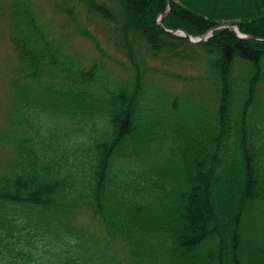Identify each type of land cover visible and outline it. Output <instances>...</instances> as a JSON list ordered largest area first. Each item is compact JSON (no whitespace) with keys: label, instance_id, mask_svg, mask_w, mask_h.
Returning <instances> with one entry per match:
<instances>
[{"label":"trees","instance_id":"obj_1","mask_svg":"<svg viewBox=\"0 0 264 264\" xmlns=\"http://www.w3.org/2000/svg\"><path fill=\"white\" fill-rule=\"evenodd\" d=\"M211 1H172L163 26L200 36L232 18ZM240 1L259 38L193 43L158 26L166 0H57L60 26L97 47L87 65L30 0L6 1L20 67L0 264H264V3Z\"/></svg>","mask_w":264,"mask_h":264},{"label":"rangeland","instance_id":"obj_2","mask_svg":"<svg viewBox=\"0 0 264 264\" xmlns=\"http://www.w3.org/2000/svg\"><path fill=\"white\" fill-rule=\"evenodd\" d=\"M7 0H0V172L4 171L6 166L12 162L13 151H12V113L14 112L13 107V94H14V86L13 81L15 79H19L18 70L19 63L17 61L15 51L12 46L11 41V27L8 23L6 16V9H3ZM32 6L35 8L36 12L39 14L41 21L46 24L47 29L53 35L60 37L59 33H65L66 36V45L68 51L74 52L79 58V60L87 65L93 59L98 57L97 47L94 42L86 37L81 36L78 32L72 30V28H68V26H60L63 24L64 15L61 13H56L54 9V5L57 0H30ZM167 1V0H166ZM170 1V9L172 5V1L174 3L179 0H169ZM261 3H264V0H261ZM210 4L212 6L216 5L209 15L214 18V20L219 19L220 17H232L231 19H225L220 23H236L239 24V21L252 19L251 16L256 15V7L249 8L245 7L242 10L238 11L243 5L246 3H241L240 0H234L231 4L224 3L220 4V1L217 0L211 1ZM209 4V5H210ZM234 4H238L234 6ZM168 9V2L165 10L161 13L163 14ZM261 9V8H260ZM259 9V10H260ZM170 12V10H169ZM168 12V13H169ZM166 14V16L168 15ZM160 14V15H161ZM160 15L156 19L157 23L160 21ZM165 16V17H166ZM165 17L162 20L165 19ZM159 26V25H158ZM94 25H91L90 29H92L93 33H96L97 30L93 28ZM241 31V30H240ZM99 42L103 48L109 52L114 53L113 49L110 47V43L106 40V37L103 32L96 33ZM195 35L194 37H197ZM201 36V35H200ZM108 64H111L108 62ZM169 67L175 70H181L185 73L191 72L192 69L189 64H184L185 67L178 68L182 66L181 64L175 62L174 64H169ZM116 67V66H113ZM116 70L120 73L119 67H116ZM125 73V72H124ZM122 73V74H124ZM162 84L169 92L178 91L183 86L179 82H175L171 79H161Z\"/></svg>","mask_w":264,"mask_h":264},{"label":"water","instance_id":"obj_3","mask_svg":"<svg viewBox=\"0 0 264 264\" xmlns=\"http://www.w3.org/2000/svg\"><path fill=\"white\" fill-rule=\"evenodd\" d=\"M168 2V9L160 15V21L158 23L159 27L168 32V33H171V34H174V35H178V36H182V37H185L187 38L190 42H193V43H198V42H202V41H205L206 39H208V37L210 36L211 32L215 29H218V28H229L231 29L232 31H235L238 27V25L236 23H225V24H218V25H214L213 27H211L208 31H206L203 35L201 36H197V37H194L193 35L189 34L188 32H186L185 30L183 29H168V28H165L162 24V20L163 18L166 16V14L169 12L170 10V1L167 0ZM236 28V29H235ZM239 37L241 38H254L255 37H252V36H248V35H241V34H237Z\"/></svg>","mask_w":264,"mask_h":264},{"label":"bare ground","instance_id":"obj_4","mask_svg":"<svg viewBox=\"0 0 264 264\" xmlns=\"http://www.w3.org/2000/svg\"><path fill=\"white\" fill-rule=\"evenodd\" d=\"M218 24H225L224 22L223 23H218ZM218 24H214V25H218ZM214 25H212L211 27H213ZM238 25V27H237V29L235 30V31H232L231 29H229L231 32H233V34L236 36V37H238V38H241V37H239L237 34H241V35H248V36H252V35H249V34H246V33H243L242 31H240V27H239V24H237ZM210 27V28H211ZM210 28H208L207 29V31L210 29ZM177 29H181V28H177ZM218 29H222V28H218ZM215 30H217V29H215ZM215 30H213L212 32H211V34H210V36L209 37H211L212 36V34H213V32L215 31ZM187 32V31H186ZM190 34V33H189ZM203 35V34H202ZM194 36V35H193ZM208 37V38H209ZM252 37H255V36H252ZM257 38H259V37H255V39H257ZM187 39V38H186ZM246 39H254V38H246ZM207 40V39H206ZM189 41V40H188Z\"/></svg>","mask_w":264,"mask_h":264}]
</instances>
